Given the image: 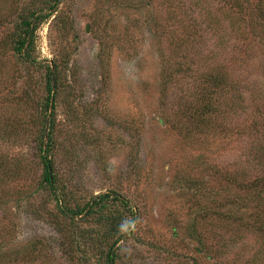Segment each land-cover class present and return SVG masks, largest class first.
<instances>
[{
  "label": "rangeland",
  "instance_id": "374dc122",
  "mask_svg": "<svg viewBox=\"0 0 264 264\" xmlns=\"http://www.w3.org/2000/svg\"><path fill=\"white\" fill-rule=\"evenodd\" d=\"M49 1L0 0V173H13L15 165L19 171L15 182L0 181V252L18 251L14 264H105L112 242L103 239L111 227L105 217L106 229L83 214L71 222L58 206H84L109 194L132 207L110 202L103 213L121 217L124 239L115 245V264H229L244 246L246 260L258 244L249 230L239 229V239L217 221L199 224L211 247L206 249L189 227L197 209L203 212L221 199L219 175L211 179L207 168H244L249 178L262 172L255 153L261 136L246 128L251 105L264 103L263 49L246 44L247 55L236 57L243 43L228 18L211 33L201 31L194 49L180 43L187 38L186 12L174 9H191V0H59L34 34V57L42 66H28L13 55L11 36L19 14L47 11ZM209 1L221 16L220 0ZM193 10L194 17L202 11ZM52 64L58 65L59 80L48 157L61 190L58 206L49 189L38 186L43 166L35 142L43 117L39 105L47 95L44 65ZM217 67L236 83L224 102L229 113L213 125L215 136L185 138L173 126L187 122L202 94V75ZM83 233L75 246H67L66 238ZM228 238L240 246L216 257L213 250ZM33 246L43 252L30 262L22 256Z\"/></svg>",
  "mask_w": 264,
  "mask_h": 264
},
{
  "label": "trees",
  "instance_id": "16d2710c",
  "mask_svg": "<svg viewBox=\"0 0 264 264\" xmlns=\"http://www.w3.org/2000/svg\"><path fill=\"white\" fill-rule=\"evenodd\" d=\"M181 1L183 0H176V2H179L180 4ZM58 2L59 0H50L45 9L47 11L39 10L31 11L27 14L23 12L19 14L20 19L16 22V28L12 33L9 44L11 45L13 55L19 62H24L28 66H42V63H38L34 57V34L40 24L47 21L52 16ZM191 2V9L189 7H183L182 10L179 4L176 5L177 9H174H180V11L186 12L185 20L187 23L183 26V29L186 31L185 37L187 38L180 40V43L188 41L187 44H191L194 49L196 42L200 43L197 38L201 31L211 33L215 30V27L222 23V19L228 18L231 30L238 38V44L243 43V45L236 48V57L239 54H245L246 56V50H250L251 48L246 44H254L263 49L264 61V0H220L221 16L214 13L215 11L211 9V1L209 0H191ZM193 7L196 9L200 8V11L202 10L201 12H203V14L201 15V12H199V16L194 17L195 10H193ZM224 45V41L218 42L220 48L222 47L224 49ZM243 47L244 50H242ZM242 64L243 62L240 65L245 67V65L243 66ZM44 68L46 72L45 88L47 95L44 102L39 105L43 117L35 141L39 160L43 166L41 182L38 183V186L42 189L47 187L58 206L61 205V200L58 195V192L61 190L58 188L57 177L53 171L52 162L48 156L53 149L51 135L52 121L50 122V119L52 116L51 110H53L54 107V87H57L58 85L59 71L58 65L56 64H52V66L44 65ZM219 68L221 67H217V70L215 69L211 74L208 73L205 77L202 75V84L204 83V86L203 89H201L202 94L200 98L196 101L198 104L194 108V112H191L187 117V122H177V125L173 126L175 129H178L179 132H182L185 138L189 139L192 135L200 133H204L207 137L215 136V128L213 125H215L217 120L224 119L229 113L228 110H230V107L224 102L228 100L227 97H229V95H232L235 92L236 83L231 80L227 73L220 72ZM163 69L164 68L161 70L162 75L166 73ZM180 70L181 66L179 65L175 73H179ZM173 73L166 76H169L170 78ZM223 97L224 101L222 100ZM224 104L227 106L226 108L223 107ZM260 113H263V116H260ZM248 118L249 122L246 129L249 133L254 132L260 134L262 139V143H259L257 148H255L256 165L259 166L258 169L262 171L261 174L249 178L246 175L248 171L246 172L244 168L239 170L236 168L231 169L229 167L218 169L217 164L211 165L206 171L209 173L211 179L219 175L218 177L221 182V193L219 195L221 199L219 202L213 200V207H209L211 206L210 204L208 205L207 210H204L203 212H200L197 209L195 212V220L189 227L190 235L197 240L200 245L205 246L206 249H210L211 247H208V244L206 243L207 239L205 237L203 239L201 238L198 231L199 224H211L217 221L220 224V228L234 229L233 231L239 239L242 238L239 229H243L244 232L249 230L255 236V240L258 243L256 249H254L252 254L243 261L242 256L245 255L244 251L246 250V246L242 248L239 247L236 255L237 259L229 264H264V103H253L250 107V115ZM17 128L19 129V126ZM226 131H229V129ZM2 166H5V164L0 162V168ZM12 170L13 173L11 174L0 173L2 186H7L9 181L11 183L16 181L17 176L19 175L17 165H15ZM194 185L196 187L198 183L195 182ZM211 190L212 188H210V191ZM195 192L197 193L198 191L195 190ZM6 193L7 192L4 194L6 195ZM18 194H20V192H18ZM110 202H118L126 209L132 210V207L129 206L127 200L109 194L95 197L94 200H90L84 206L62 207L63 210L58 206L60 214L71 222L75 215L83 214L82 217H92L101 227L106 229V225L103 223V217H105V220L109 222L111 227L109 228L110 231L108 229L104 231L103 239H112V242L108 244L107 251L103 257V262L105 264H115V245L124 239V233H119L118 231L121 217L110 213H105V215H103L105 211L110 210ZM133 220L134 219L130 220L129 227ZM126 233H130V231H126L125 234ZM210 235L216 236L217 234L215 231H210ZM85 236L86 233L78 234L72 236L70 239L66 238L65 241L67 246L71 247L72 245H76L77 238ZM95 239L99 240V238ZM220 239L222 240L221 237ZM234 239L235 238H228V241H224L221 247L219 246L218 249H214L213 252L215 256L227 257L226 253L230 252L231 248L236 247L238 244L240 246V243ZM42 252V248L33 246V249L25 252L22 257L33 262L35 259H40ZM18 255V251L12 253L8 248H5L3 253L0 252V264L18 263ZM192 264H199L198 260L193 259ZM220 264H228V261L220 260Z\"/></svg>",
  "mask_w": 264,
  "mask_h": 264
}]
</instances>
